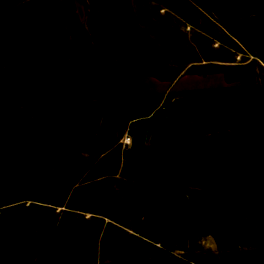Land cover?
Segmentation results:
<instances>
[{"label":"rangeland","instance_id":"rangeland-1","mask_svg":"<svg viewBox=\"0 0 264 264\" xmlns=\"http://www.w3.org/2000/svg\"><path fill=\"white\" fill-rule=\"evenodd\" d=\"M0 264H264V0H0Z\"/></svg>","mask_w":264,"mask_h":264},{"label":"water","instance_id":"water-1","mask_svg":"<svg viewBox=\"0 0 264 264\" xmlns=\"http://www.w3.org/2000/svg\"><path fill=\"white\" fill-rule=\"evenodd\" d=\"M131 71L133 72V77H132V81H135L137 79V71L136 68L134 66L131 67ZM128 86V84L126 85V87ZM125 87V88H126ZM163 112H159L158 115H163ZM135 135H136V142H137V147L132 159V162L134 163L135 160L137 159V157L140 155V153L142 152V150L145 147V142H146V137H147V131L142 128L139 127L135 130Z\"/></svg>","mask_w":264,"mask_h":264},{"label":"built area","instance_id":"built-area-1","mask_svg":"<svg viewBox=\"0 0 264 264\" xmlns=\"http://www.w3.org/2000/svg\"><path fill=\"white\" fill-rule=\"evenodd\" d=\"M126 144H127V145H134V144H135V138H134V137H129V138L126 140Z\"/></svg>","mask_w":264,"mask_h":264}]
</instances>
